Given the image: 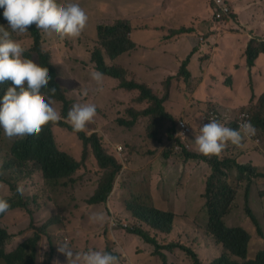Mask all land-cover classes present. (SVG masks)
Masks as SVG:
<instances>
[{
	"label": "clouds",
	"instance_id": "clouds-1",
	"mask_svg": "<svg viewBox=\"0 0 264 264\" xmlns=\"http://www.w3.org/2000/svg\"><path fill=\"white\" fill-rule=\"evenodd\" d=\"M207 1L213 6V22L210 23L209 27L205 30L199 32L197 40L203 43H199V45L197 44L191 51L186 49L184 54H181V52L178 54V50L174 45H172L167 39H161L156 41L152 46L143 48L144 53L147 54V57H144L143 59L138 52L132 53L134 49L130 52L124 53L133 54L139 60L135 68L130 67L131 69L135 70L136 68H139L141 72V68L145 67L146 81H141L151 86L161 99L166 98V95L162 96L160 93L162 91L161 87L164 90V83L168 80H171L172 86L170 91H167L165 87V94H173V101H178L177 104L181 107L183 106V103L178 95H183H181L178 89L179 86L187 85L191 92H193L194 89H197L196 92L199 93L197 95L198 98L189 105L196 109V114H198L197 120H195V122L184 123L185 119L180 117V111L172 113L170 104H168V101L165 99V102L163 103L166 111L173 118V121L166 117H158V121L154 122L150 116L140 115L136 118L131 128L128 126H121L118 122L115 130V133L119 137H122L124 133H129L128 136L132 137L133 133L131 130L137 129L139 121L142 118H149V138L152 143L157 142L161 144L163 138L167 136L170 145H172L173 154L169 156L167 161L171 163L176 161V167H178L179 161L177 159L182 153L184 159L190 161L191 164H193L194 160H197L201 161L199 162L201 163L200 165L197 164L198 167L208 165L207 167L212 169L211 174L205 173L203 175L205 183L203 185L202 199L203 207L205 208L208 217L207 227L205 229L206 237H201L198 232H195L194 225L185 221H183V228H191V230L195 232L193 238L198 241V244H195L194 248L178 242L165 245L159 241L162 238L159 237L158 239L156 235L161 232L170 233L175 219H179L183 214H187L190 218H196L195 216L188 214V209H193L191 204L194 203L192 193L188 189H182L173 195V198L177 201H180V198H183L186 204L181 212L178 210L172 211L165 208H159L151 203V197L153 202L156 203L155 185L153 182L138 183L128 191H122L121 194L116 193L112 195L122 169L123 171H128L127 165L134 161V156L136 154H142L139 148H134L129 154L124 146L118 144L114 147V155L117 158L121 169L115 180L108 202L106 204L104 203L94 206H90L87 202L86 204L88 207L85 208V214L80 215V218L83 217L86 221L89 220V222L93 224L103 225L109 220V230L104 234L105 246L101 250L95 249V246V248H85L87 251L81 253L79 248H76L74 251L67 245L70 243L69 239H65L64 241L60 239L59 242L55 240V243L50 240L49 250L44 254L45 264L48 263V255L52 252L53 256L49 264H56L59 252L66 256L68 264H174L169 258V254L176 249L184 252L185 250L180 246L194 250L198 254L201 263L206 264L202 262L199 253L200 248L203 247V243H205V248L210 251H222L218 258L227 253L222 244H218L214 240L215 244L212 241V236H210L208 232V226L212 228L214 210L219 213L221 222H224L225 228L231 230H243L251 236L248 228L253 223L260 236L259 232L262 231V229L256 217L255 210L256 207L264 205V154L258 150V148L262 146L260 133H264V123L263 126L260 127L256 126L254 123V118H257L255 106L261 97V93L259 94L257 91L254 72L258 65V61L264 57V35L259 34L255 29L251 28L249 23L246 22V18L237 12L234 5L235 0ZM253 4L257 6L258 10V13H253V15H264V0H253ZM80 5L82 4L75 0L70 2H62L59 0H0V8L3 9V17L8 22V28L11 30L8 31L3 26H0V84L10 81L12 85L7 88L2 100H0V128L3 129L5 138H8L11 141H16L11 149L15 167L21 168L33 164L31 170L35 175L42 176L47 183L52 185L63 184V186H65L67 183L66 181H62L65 180L64 175L60 176V179L56 181L48 180V176L45 177V172L50 166V159H46L42 156L37 158L28 157L27 159H18L14 154L15 148L19 144H22L23 140H27L28 137L38 136L43 126L50 122L64 123L68 130L75 133H83L88 138L94 135L98 137L99 134L97 131L91 134L86 132L87 126L93 123L97 116V108L95 104L90 103L75 104L76 101L74 98H77L80 101V95H76L71 91L69 92V90L65 92V99H60L59 96L53 97L56 94L57 88L55 86L49 88L51 76L49 75L48 68L39 66L33 60L23 58L25 49L19 41L12 39V34L27 33L29 31L28 28L35 24L37 31L42 35L49 37L55 35L61 39L77 38L85 29L88 19L91 21L90 10L82 5L85 9L84 10ZM259 8H261V11H259ZM161 17L162 12L150 19L144 20V26L138 25L135 21L122 18L117 19V21L112 24L99 26H112L119 20H125L132 25L133 29L130 34V36H132L133 33H139L142 31L158 32L156 27L150 24L157 23L156 20L161 21ZM231 23L236 25L233 26L235 29L232 27ZM160 25V29L162 28L163 32L168 33V36L178 35L175 32L184 28V23H181V26H178L177 22L172 20L168 21L169 27H165L163 24ZM210 25H212V27H210ZM241 27L246 30L247 42L243 52L239 55L237 54L234 65H231L233 66V69L238 72L235 74L227 69V71H223V78L217 77L212 74V60H214L215 55H217V57H221L224 61L226 56L223 55V53L226 52V47L230 48L231 46L224 43V34L227 29L230 33L235 34L237 33L236 29L239 30ZM187 29H190L191 31L184 32L183 34L191 36V34L196 31L194 28L190 27H187ZM28 33L32 45L34 38L30 32ZM238 34H240V32H238ZM97 39L99 42L98 34ZM251 41H255L257 47L253 57V66H250L248 63V48ZM133 42L135 43L134 40ZM121 56L116 60L111 61L108 55H106V58L108 59L106 62L111 66H114L115 63L124 66L126 65L125 63L119 62ZM179 60H181V62L178 64ZM187 60H189L187 70L191 74L189 78V80L192 81L191 84L185 83L182 76L178 78L181 67ZM53 63L57 69L58 80L60 83H63L58 70V67L61 65L54 61ZM93 63L95 69L96 63ZM167 64L169 67H167ZM173 67L176 68V74L171 73ZM197 69L199 70V75L194 76ZM245 72L247 75V86L244 90L241 76L244 75ZM139 73L137 75L138 80H140ZM103 79V74L97 70L91 74V80L97 85L96 91H102L100 85L102 84ZM212 79L214 80L212 81ZM158 86L160 88H157ZM71 88L73 87L70 86L68 89ZM44 90H47V92ZM121 90L123 92L127 91L124 89ZM237 91H239L238 93L241 101H244L247 96V102H234L233 98ZM174 93L176 96H174ZM83 94L87 96L88 90L85 89ZM137 95L138 93L136 96ZM136 96H134V98ZM192 98H194V96ZM219 99H223V102L219 101ZM54 101L61 104V115L53 107ZM133 102L141 105L142 108H136L134 105H129L126 108L127 113L131 108H134L137 111H144L149 106L148 102L139 103L135 100H133ZM207 109H210L211 111L202 114V112ZM123 117L119 118L122 119ZM177 118L179 119L177 120ZM163 130L164 132L162 133ZM101 133L103 132L101 131ZM170 135H173L172 139L170 138ZM188 137H190L194 143V149H191L188 144L181 141ZM136 146L140 147L139 142L133 141V147ZM88 149L92 150L89 147ZM153 151L154 152L148 153L147 155H156L157 152L155 150ZM186 153L196 155V157L188 160L185 157ZM106 154L114 156L109 152ZM161 157L162 154L157 158L156 169ZM75 160L77 162L84 161ZM216 165L220 168L222 181L228 183L229 186L228 189H225L223 197L216 192L211 195L208 194L209 188L214 186L212 184V176L219 175V173L214 170ZM166 167L169 170L173 169L170 165H167ZM156 169L154 168L153 170L156 171ZM2 170L3 169L0 168V180H3L10 185L13 195L4 197L2 193H0V215L3 214L0 219L5 218L8 213L17 209H24L30 212L29 203L24 197L25 189L23 186L12 183L7 179H2V175L4 174ZM78 171L80 170L78 169ZM78 171L70 177L68 182L75 180L74 177ZM129 174L132 173L129 172ZM232 175L237 178H234ZM126 180L127 179H125V182ZM244 182H247L245 193H243V189H241V186L243 185L242 183ZM123 185L126 186L127 184L125 183ZM147 187H150L151 197L139 198L133 196L131 200L126 202L133 190L137 193L145 190ZM117 189H119L118 186L115 190ZM69 191H71V188ZM241 196H244V213L247 220L244 225H230L229 216L234 211L235 207H237ZM116 197L118 198L116 199ZM6 200H11V203H8ZM12 204L14 206H12ZM40 204L43 206L41 213H46V211L56 208V204L53 201L49 202L50 205L48 207L45 206L42 201H40ZM97 207L101 208L99 212L95 209ZM176 207L178 209L179 205ZM78 209L79 208L72 210V214H78ZM92 210L95 211L91 213L90 211ZM153 211L169 215L171 217L169 226H164L166 224L163 221L155 224ZM36 213L37 212L34 210V220H36ZM127 220L136 221L138 225H130ZM247 222H249V225H247ZM42 226L43 227H41L40 231L48 234L49 226L45 224ZM0 227L6 230L2 226ZM129 227L131 228L128 229ZM118 228H122L123 230H119ZM6 231L11 238L9 231ZM38 233V231H34L33 235L22 242L20 246L26 243L30 244L29 240L35 239L37 236L39 237V242L40 236ZM76 233L77 235H80V233H83V230L78 229L76 230ZM116 236H121L124 240V246L119 244L108 247V241L112 242V244L118 242L115 238ZM128 237H140L146 245H139L132 249L126 243V238ZM162 240L165 241L164 239ZM8 241L4 247L6 253L11 254L18 250L20 246L12 252H7L6 246ZM38 242L35 246V250L37 249ZM25 246L32 251L31 245ZM186 255L191 264H193L194 261L187 252ZM145 259H148V262H143ZM211 263L212 260L208 262V264Z\"/></svg>",
	"mask_w": 264,
	"mask_h": 264
},
{
	"label": "rangeland",
	"instance_id": "rangeland-1",
	"mask_svg": "<svg viewBox=\"0 0 264 264\" xmlns=\"http://www.w3.org/2000/svg\"><path fill=\"white\" fill-rule=\"evenodd\" d=\"M62 2H70L73 0H59ZM80 4L86 6L91 13V21L88 19V23L77 38H59L55 35L49 37L47 36L44 48L46 51L51 52V58L55 63L60 64L58 67L61 81L65 84L63 89L69 92H74L76 95H80V101L75 99L76 103H90L95 104L97 108V116L94 122L87 126L86 132L91 134L95 131L98 132L99 136L102 138V142L106 150L114 155V147L118 144L124 146L125 150L130 154L132 150L140 149L142 154H136L134 156V161L128 164V171H121L115 189L118 186L119 189L113 191V194L120 193L122 191H128L130 188L136 186L138 183H150L153 182L155 185V197L156 203L153 202L150 187L145 190L139 191L137 193L132 191L129 201L133 196L139 198L151 197V203L159 208H165L172 211H183V207L186 205L183 198L180 201L175 200L173 195L182 189H188L192 193V199L194 201L191 206L193 209H188V214L195 216L196 218H190L187 214H183L179 219H175L172 231L170 233H160L156 234L159 241L163 244L171 243H183L187 246L194 248L198 241L193 238L195 232H198L201 237H206L205 229L207 227V213L203 207V185L205 183L204 174L212 173V169L207 167L208 165L198 167L197 164H201L194 160L193 164L190 161L184 159L181 153L178 156V167L176 161H167L169 156L173 154L172 145L167 139V136L163 138V142L157 143L149 138V126L150 119L142 118L137 126L136 130H131L132 137H129V133H124L122 137H119L115 130L118 125L119 117L130 116L126 112V108L129 105H134L136 108H142L133 102L134 96L137 92L122 91L119 87L118 81L104 76L103 82L100 85L102 91H96L97 85L91 80V74L95 72L94 63L92 62V52L99 46L97 39L96 28L99 25L112 24L117 19H127L130 21H135L138 25L144 26V20L150 19L151 17L158 15L162 12L161 21L156 20L157 23H151L150 25L155 26L158 32L142 31L139 33H133L131 36L136 43V48L132 53L139 52L146 48L147 46H152L156 41L161 39H167L172 45L178 50V54H184L186 49L191 51L197 44L203 43L197 40V35L200 31L205 30L209 27V24L213 22V6L207 0H75ZM80 5L83 9L84 7ZM85 10V9H84ZM172 20L177 22L178 26L184 23V28L187 27L194 28L196 31L191 34H178L173 36H168V33L163 32L160 29V24L165 27H169L168 21ZM232 27L236 26L231 23ZM3 27L11 31L5 25ZM212 27V25H210ZM235 29V27H233ZM237 33H230L227 29L225 32L224 43L226 45L235 44L238 47H242L246 42V30L241 27L237 30ZM240 32L241 35L238 34ZM205 35V34H204ZM203 36V34H202ZM12 39L17 40L24 47L25 51L31 48V43L29 40V33L23 34H12ZM212 38V37H211ZM210 38V39H211ZM199 41V42H198ZM227 52L223 53L225 55ZM240 52H238V55ZM24 58V57H23ZM119 62L127 64L129 67L135 68L137 65V60L133 54H123L119 59ZM181 60L178 61V64ZM133 63V65H132ZM167 67L169 65L167 64ZM172 71H176L173 67ZM73 72V73H72ZM177 71L174 73L176 74ZM73 75V76H72ZM199 75V70L194 76ZM140 80L146 81L145 79V67L141 68L139 73ZM165 84V83H164ZM73 87L68 89L69 87ZM157 88H160L159 86ZM88 90V95L83 94L84 90ZM179 91L181 90L182 95L180 96L183 106L177 104L178 101H173V94H165L166 90L161 87L160 95H166V100L170 104L171 112L176 113L180 111V117H183L185 122L190 123L197 120L196 109L189 106L195 99L198 98L197 89L193 92L187 85L179 86ZM174 96L175 93H174ZM194 96V98H192ZM53 107L58 113L61 112V104L54 101ZM181 108V110H180ZM210 109L202 112L206 114L210 112ZM61 115V113H60ZM179 118H177L178 120ZM102 125V126H101ZM50 130L53 135L57 138L58 144L62 150L73 156L78 161L84 160L82 169L78 171L75 175V183L68 182L69 178L62 180L66 181L67 185L63 184L52 185L47 183L42 176L35 175L31 170L33 164H29L27 167H15L14 158L11 154V149L16 141H11L4 137L3 129L0 128V168L3 170L2 179H7L12 183L23 186L25 189L24 197L29 203V211L24 209H17L8 213L5 218L0 219V226L5 228L11 234V238L7 243V252H12L17 249L22 242L33 235L34 231H38L40 240L38 242L37 249L35 250V264H45L44 254L49 250L50 240L55 243L60 239L63 241L69 239L70 243L67 244L74 251L76 248L80 249V252H85V248L93 247L97 250H101L104 244V234L109 230V220L103 224H93L89 220L86 221L80 215L85 214V208L87 206L88 199L94 194L98 187L99 181L103 175L100 170L92 150H85L83 141L77 133L72 132L67 129L63 123L53 124L50 126ZM101 130L103 133H101ZM164 130L162 131V133ZM262 139V146L258 148L264 154V133H260ZM133 141H138L140 147H133ZM182 142L188 144L191 149L195 148L194 143L191 138L188 137ZM85 150V151H84ZM155 150L156 155H147ZM144 154V155H143ZM159 165L156 169L157 158L160 157ZM168 154V157H165ZM167 165L173 167L172 170L167 169ZM176 167V168H175ZM156 169L154 171L153 169ZM132 173V174H129ZM234 178V175H232ZM125 179L126 182H125ZM127 184L124 186L123 184ZM241 189L245 193V188L247 182L242 183ZM71 188V191H69ZM264 188V187H263ZM69 189V190H68ZM0 193L4 197H9L13 195L11 187L8 183L0 180ZM119 197V196H118ZM116 197V199L118 198ZM264 198V195H263ZM49 206V202L53 201L56 204V208L46 211V213H41L43 208L42 204ZM177 205L179 208L177 209ZM78 209V214H72V210ZM97 212L101 210L100 207L95 208ZM34 210L36 213V220H34L33 214ZM95 210L90 211L93 213ZM245 206H244V196L239 198L237 207L229 216L230 225H244L247 220L245 217ZM256 217L260 223L261 229L264 233V205L256 207L255 210ZM34 220V221H33ZM130 225L137 226L136 221L127 220ZM183 221L192 223L195 228V232L191 228H183ZM49 226L48 234L40 231L42 225ZM249 225V222H247ZM40 227V228H39ZM129 227L128 229H130ZM82 229L83 233L77 235L76 230ZM123 230L122 228H118ZM251 234L250 243V257H256L257 253L264 249V240L258 235L255 225L248 228ZM43 233V234H42ZM116 244L108 241L107 246H116L122 244L124 246V240L121 236H116ZM126 243L133 249L139 245H146L145 242L140 237H128L126 238ZM95 246V247H94ZM185 252V251H184ZM176 249L169 254V258L174 264H191L190 260L186 257V252ZM202 262L208 264L210 260L212 263L221 255V252H213L205 248V243L203 247L199 250ZM146 260V261H145ZM143 262H148L145 259ZM68 264L65 255L59 252L56 264ZM211 263V264H212Z\"/></svg>",
	"mask_w": 264,
	"mask_h": 264
},
{
	"label": "trees",
	"instance_id": "trees-1",
	"mask_svg": "<svg viewBox=\"0 0 264 264\" xmlns=\"http://www.w3.org/2000/svg\"><path fill=\"white\" fill-rule=\"evenodd\" d=\"M5 25L8 28V22L3 17V9L0 8V26ZM132 25L125 20H119L112 26H99L97 27V34L99 38V46L92 52V61L96 63L95 69L101 72L103 75L114 78L119 81V87L127 91H136L138 95L133 99L139 103L148 102L149 106L144 111H137L134 108L128 110V116H124L118 122L121 126H128L131 128L140 115L150 116L151 119L156 122L158 117H166L173 121V118L166 111L165 99H161L159 95L155 93L153 88L147 83L137 79V75L140 72L139 68L131 69L126 65H119L115 63L114 66L109 65L106 60V55L111 61L116 60L118 57L126 52H130L135 49L136 44L133 42L130 34L132 32ZM33 36L32 47L23 53V57L33 60L41 67H47L51 80L49 88L55 86L57 88L56 94L53 97L59 96L60 99H65L66 94L63 89L64 84L58 80V73L56 66L51 58V52L46 51L44 44L46 43L47 36L42 35L36 29L35 24L28 28ZM190 32V29H181L176 34L184 32ZM43 36L44 38L43 40ZM13 38V37H12ZM249 57L248 63L250 66L254 65L253 57L257 50L256 42L251 41L249 44ZM189 60L184 62L181 67L179 77H183L185 83L191 84L189 80L190 72L187 70ZM12 86L11 82H5L0 84V100H2L8 87ZM172 86L171 80L165 83L167 91H170ZM47 92V90H44ZM182 95V92L180 90ZM257 111V118L255 117V125L260 127L264 123V91L261 92L257 105L255 106ZM60 122L49 123L43 126L41 132L36 137H28L27 140H23L22 144H19L14 151L15 157L18 159H27L28 157H45L50 159V166L45 172V177L48 176V180L56 181L60 179V176L64 175V178L71 177L75 172L82 169L83 163L77 162L73 156L64 152L58 144L57 138L50 130V126L53 124H59ZM64 124V123H63ZM84 144V148L87 151L88 147L92 149L100 170L103 175L99 181V186L95 194L87 201L90 206L106 204L108 198L113 190L115 180L120 172L121 166L118 163L117 158L109 156L106 148L103 145L102 138L98 135L90 138L86 137L83 133H77ZM173 138V135H170ZM84 150V151H85ZM168 157V154L165 155ZM186 159H194L196 155L186 153ZM52 164V166H51ZM219 175L212 176V188H209L208 194L211 195L216 192L223 197L225 189H228V183L222 181V174L218 165L215 169ZM71 183H75V180H71ZM228 191V190H227ZM11 203V200H6ZM12 206H14L12 204ZM154 212V211H153ZM214 217L212 218V228L208 226L209 235L212 236L218 244H222L227 253L223 254L220 258L216 259L212 264H264V249L260 250L256 257H250V243L251 236L243 230H231L224 227V222H221L219 213L214 210ZM171 214V213H170ZM3 215V214H2ZM0 215V217L2 216ZM154 223L165 222L169 226L171 217L166 214L154 212ZM165 228V227H162ZM130 233V232H128ZM131 234V233H130ZM260 237L264 240L263 231L259 232ZM10 235L8 232L0 227V264H34L35 259V246L39 237L29 240L30 244H24L18 248L14 253L8 254L5 252L4 247ZM215 243V242H214ZM216 244V243H215ZM25 245H31L32 251L26 248ZM187 254L193 259V264H202L198 254L191 248L180 246ZM53 252L48 255L47 264L51 261Z\"/></svg>",
	"mask_w": 264,
	"mask_h": 264
},
{
	"label": "crops",
	"instance_id": "crops-1",
	"mask_svg": "<svg viewBox=\"0 0 264 264\" xmlns=\"http://www.w3.org/2000/svg\"><path fill=\"white\" fill-rule=\"evenodd\" d=\"M234 5H235L237 12H239L241 16L246 18V22L249 23L250 27L255 29V31H257L259 34L264 35V15H259V14L258 15L256 14V16L253 15V13H258L257 6L253 4V0H235ZM259 11H261V8H259ZM246 42H247V36H246ZM246 42H245V45H246ZM245 45L242 47H238L235 44H231L230 48L226 47L227 53L225 54L226 59L224 61L222 60L221 57H217V55H215L214 60H212V74L216 75L217 77L223 78V71L224 70L227 71V69L228 71L236 74L238 71H235L233 69V66L231 65H234L238 52H240L241 54L244 50ZM138 53L141 54L142 59L144 57H147V54L144 53V50H141ZM135 60L139 62V60L136 57H135ZM126 66L128 65L126 64ZM175 72L176 71H172L171 73H175ZM241 78H242V85L245 90L247 86L246 72L244 73V75L241 76ZM254 78L256 82L257 91L260 94L262 91H264V57H262L258 61V65L254 72ZM213 80L214 79H212V81ZM238 92L239 91L235 93V97L233 98L234 102L236 103L247 102L248 100L247 96L244 99V101H241ZM219 101L223 102V99H219Z\"/></svg>",
	"mask_w": 264,
	"mask_h": 264
}]
</instances>
